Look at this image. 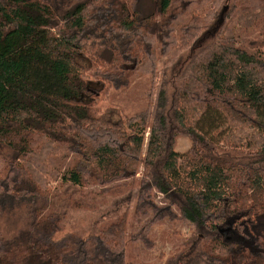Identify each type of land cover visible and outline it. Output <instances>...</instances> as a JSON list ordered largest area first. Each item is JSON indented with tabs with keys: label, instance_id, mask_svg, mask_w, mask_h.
Here are the masks:
<instances>
[{
	"label": "trees",
	"instance_id": "16d2710c",
	"mask_svg": "<svg viewBox=\"0 0 264 264\" xmlns=\"http://www.w3.org/2000/svg\"><path fill=\"white\" fill-rule=\"evenodd\" d=\"M141 1L0 0V264H128L164 219L193 226L167 264H264V0ZM137 76L161 79L151 123L114 118ZM86 179L136 180L141 231L56 238L52 198Z\"/></svg>",
	"mask_w": 264,
	"mask_h": 264
},
{
	"label": "rangeland",
	"instance_id": "374dc122",
	"mask_svg": "<svg viewBox=\"0 0 264 264\" xmlns=\"http://www.w3.org/2000/svg\"><path fill=\"white\" fill-rule=\"evenodd\" d=\"M141 7L145 13L157 9L154 0H142ZM264 39V36H260ZM262 46V45H261ZM261 48H264L262 46ZM162 58L159 69H162ZM130 88L119 90L111 96L116 109L114 118L119 119L126 116H137L146 118L151 123L155 114L156 103L161 90V79L159 76H137L131 77ZM209 123H211L209 121ZM149 137V129L146 132V143ZM191 145L190 139L180 137L177 140L176 150L183 153ZM144 144V152L146 151ZM0 154L11 157V149L0 147ZM143 166H141L142 170ZM141 177V173L137 176ZM60 180V179H59ZM59 182V181H58ZM61 184V181L58 183ZM53 182V187L58 186ZM102 186L93 183L89 179L83 186L67 184L58 189L55 197L51 200V206L46 212H59L62 215L61 231L56 238L62 237L67 232H74L80 236L87 237L92 233L100 231L102 225L118 221L127 212V236L138 234L146 220L152 214L139 216L135 213V196L128 199V193L133 190L137 193L139 187L136 180L127 179L114 182L106 192H102ZM161 197V195H159ZM159 199V198H158ZM160 200V199H159ZM14 224H9L0 218V231L8 234L15 232ZM193 232V226L186 220L164 219L151 228L150 238L153 242L151 247L140 241L128 240L127 259L128 264H167V260L174 254L180 253L186 248L185 242Z\"/></svg>",
	"mask_w": 264,
	"mask_h": 264
}]
</instances>
